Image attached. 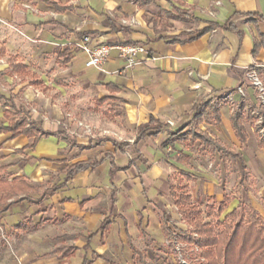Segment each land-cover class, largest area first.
<instances>
[{
	"label": "crops",
	"instance_id": "1",
	"mask_svg": "<svg viewBox=\"0 0 264 264\" xmlns=\"http://www.w3.org/2000/svg\"><path fill=\"white\" fill-rule=\"evenodd\" d=\"M258 16L264 17V0H0V123L7 125L8 119L24 116L26 126L34 125L39 134L34 146L28 147L33 136L0 131V165L8 167V179L26 177L40 190L56 186L42 197L32 194V201L13 203L6 211L20 215L26 208L50 213L32 231L47 221L79 225L76 235L62 238L71 242L62 245L67 246L62 259L49 264H138L130 243L144 252L147 262L149 252L137 246L132 231L167 239L160 220L150 231V205L169 196L167 162L189 166L191 161L184 149L190 147L167 142L179 128L185 127V132L194 127L230 151L218 134L204 129L225 127L242 144L253 133L264 162V140L258 134L256 117L242 107L240 112L233 111L234 106L222 99L224 92L232 91L240 103L237 87H241L248 107H261L248 77L254 69L264 85V51L254 53L256 36L264 28L260 21H251ZM130 19L133 24L122 22ZM225 24L235 29L222 27ZM84 33L109 44L140 43L159 58L141 59L132 68L115 72L122 60L112 50L104 71L88 68L85 55L71 45ZM64 46L72 53L65 63V56L59 54ZM14 65L24 68L15 70ZM198 81L201 85L194 89ZM102 97L108 98L98 102ZM56 101L66 108L61 109ZM204 102L218 106L217 124H196L192 119L193 105ZM17 104L23 108L15 110ZM77 111L87 120H79L81 132L77 125H70ZM233 114L242 117L247 135L243 142L232 129ZM151 119L163 123L162 128L151 129L154 135L136 140L139 125ZM176 149H182L181 153L174 155ZM215 154L219 155L217 151L210 155ZM88 159L100 163L63 182L68 165ZM256 163L246 157L243 165L256 178L264 177ZM181 169L180 173H188ZM40 219L19 221L15 228L28 231L17 225L28 220L36 224ZM109 245H113L111 250ZM71 247L74 250L65 253Z\"/></svg>",
	"mask_w": 264,
	"mask_h": 264
},
{
	"label": "trees",
	"instance_id": "2",
	"mask_svg": "<svg viewBox=\"0 0 264 264\" xmlns=\"http://www.w3.org/2000/svg\"><path fill=\"white\" fill-rule=\"evenodd\" d=\"M251 21L255 23L260 21L264 28V17L258 16L255 19H251ZM222 27L235 29L232 24H225ZM261 49L264 51V29L262 32L258 31L254 42V53ZM59 54L65 56L64 63L72 56L69 46H64ZM13 68L21 70L24 67L22 65H14ZM107 98L102 97L98 102H103ZM192 109V119L196 124L202 122L217 124L220 121V112L216 104L204 102L193 105ZM9 116L10 114L7 115V117ZM230 121L235 136L241 142L245 141L247 135L241 124L242 117L233 114L230 117ZM26 125L27 121L24 116L13 117L8 119L7 125L0 123V131L10 132L12 136L18 134L33 136V142L28 146L33 147L39 138V134L34 125ZM162 126L163 123H155L153 119L139 125L136 132V140L154 135L156 131L149 130H159ZM184 128L171 132L167 142L173 144L178 141L188 147L196 145L200 153L208 152L213 154L217 151L225 166H228L231 158H239L237 153H233L206 133L191 126L185 132H182ZM107 155L105 154V156ZM183 158L188 160L187 157ZM1 159L2 156L0 155ZM99 163L100 161L88 159L68 165L65 169L66 175L63 182L76 172ZM7 168V166L0 165V213L5 212L15 202L22 200L32 201V194L42 197L48 191H53L56 188V186H52L49 189L45 187L40 190L39 186L31 183L23 176H15L12 179H8L10 174ZM192 179V175L181 173V176L175 181H170L169 189V197L187 228L181 227L176 233L168 225L166 218L162 217L160 219L161 232L169 241L187 244L186 247L179 249L183 259H187L190 256V260H187L186 264H264V219L261 214L249 204H243L241 207L237 206L230 211H226L234 199L230 193L226 192L223 193L221 200H217L214 196H208L202 208L201 204L192 200V195L188 191V184ZM43 221L40 219L38 223L33 224L28 220L23 224L19 223L17 227L29 230L35 228ZM130 248L133 256L137 258L138 264H147L142 250L136 248L132 243H130ZM73 250L74 248L71 247L65 253Z\"/></svg>",
	"mask_w": 264,
	"mask_h": 264
},
{
	"label": "rangeland",
	"instance_id": "3",
	"mask_svg": "<svg viewBox=\"0 0 264 264\" xmlns=\"http://www.w3.org/2000/svg\"><path fill=\"white\" fill-rule=\"evenodd\" d=\"M0 83H2L1 80ZM56 103L61 109L66 108L62 102L56 101ZM28 104L30 105L32 102ZM82 106L86 108V104L83 103ZM22 108L18 105V108H15V110H21ZM24 113L26 116H29L25 109ZM61 115L63 114L61 113ZM74 115L77 119L70 120V125L71 127H73V124H75L74 127L77 125L79 132H81L82 126H79L81 125L79 120L81 122H84L83 119L87 121L85 119L86 115L80 111L75 112ZM91 116L98 117V120L103 119V115L99 113H91ZM66 118L67 116H64L62 120ZM52 119L57 121L55 116ZM88 121L93 123L91 120ZM96 124L98 125L99 123ZM222 124H227L226 117H224ZM204 131L211 135L214 133L216 135L218 134L221 141L241 157L231 158L228 167H226L218 154L210 155L200 153L195 146L190 148L184 146L185 151L190 153L191 161L189 166L184 164L177 165L174 160L167 162L166 171L170 176L169 181H175L179 178L181 176L180 172L183 171L181 168H184L189 174L193 175V179L188 184V191L192 195V200L201 204L202 208L208 196H214L217 200H221L223 193L226 192L230 193L236 199L226 211H230L233 207H241L243 204H249L256 207L264 219V177L259 176V178H256L249 172L246 166L243 169L244 160H246V157H249L257 162V166L262 171L264 170V166L262 165L264 162L259 154L263 153V151L257 145L255 134L250 133L251 138L249 136L246 144H242L225 127H210L205 128ZM97 145L99 146L98 149H100V142ZM181 151L182 149H176L174 155L181 153ZM243 155H246V157ZM260 165H262V168ZM150 206L153 209L152 219L150 220L151 225L149 226L150 231H154L158 220L162 217L167 219L168 225L176 233H178L177 231L181 227L184 229L187 228L169 196L156 200ZM13 212L10 210L0 213V264L55 263L57 260L62 259V249L67 247L62 245L71 243L67 240L64 241L62 238L68 237L69 239V236L78 233L79 225L76 221L70 222L72 226L70 223L58 224L47 221L35 231H23L15 228L17 222L25 221L28 218H31L33 222H37L40 218L49 217L50 213H34L26 208L21 213L22 215ZM25 213L29 215L27 216ZM17 216L20 220L17 219ZM152 233L155 235V232ZM132 234L134 242L140 249L147 248L150 255L147 259V264H185L179 254V247H186L187 244L171 242L163 236H158V238L153 239L149 235V232L146 234L147 236H141L135 232V229H133ZM53 235H57L56 238H53ZM57 243L59 246H56ZM112 247L113 245H109L108 249L111 250ZM188 258L184 260L189 261L190 258Z\"/></svg>",
	"mask_w": 264,
	"mask_h": 264
},
{
	"label": "built area",
	"instance_id": "4",
	"mask_svg": "<svg viewBox=\"0 0 264 264\" xmlns=\"http://www.w3.org/2000/svg\"><path fill=\"white\" fill-rule=\"evenodd\" d=\"M122 22L125 24H133L134 19L122 20ZM71 45L85 55L84 63L86 67L96 68L101 71H104L103 64L112 50H114L117 56L122 60V67L115 72H120V70L126 68H132L133 66L139 64L141 59L155 60L159 58V56L150 53L146 47L140 43L109 44L103 41L100 37L89 33L79 35L77 39L71 43ZM253 66H257V64H254ZM248 77L257 89L258 101L261 107H248L244 101L245 94L241 87H237V92L241 95L240 103H236L232 91L224 92L222 94V99L234 106L232 107L233 111L237 110L240 112L242 107L245 112L255 116L256 125H258V134L260 138L264 140V118L262 116V112L264 111V85L254 69L249 71ZM200 85L201 82L198 81L193 87L194 89H198ZM182 260L186 264V261L183 258Z\"/></svg>",
	"mask_w": 264,
	"mask_h": 264
}]
</instances>
